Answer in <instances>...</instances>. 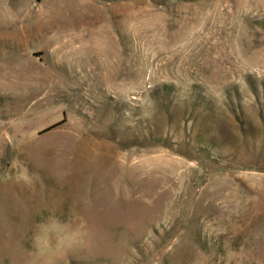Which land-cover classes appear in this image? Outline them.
Here are the masks:
<instances>
[{
	"label": "rangeland",
	"instance_id": "obj_1",
	"mask_svg": "<svg viewBox=\"0 0 264 264\" xmlns=\"http://www.w3.org/2000/svg\"><path fill=\"white\" fill-rule=\"evenodd\" d=\"M264 264V0H0V264Z\"/></svg>",
	"mask_w": 264,
	"mask_h": 264
},
{
	"label": "clouds",
	"instance_id": "obj_2",
	"mask_svg": "<svg viewBox=\"0 0 264 264\" xmlns=\"http://www.w3.org/2000/svg\"><path fill=\"white\" fill-rule=\"evenodd\" d=\"M73 238L67 224L54 216L48 217L35 227L32 252L25 264H53L54 258Z\"/></svg>",
	"mask_w": 264,
	"mask_h": 264
}]
</instances>
